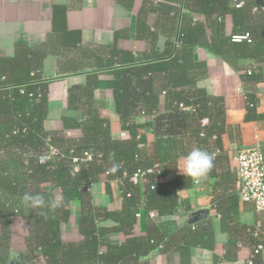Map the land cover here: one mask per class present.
<instances>
[{
    "label": "trees",
    "instance_id": "1",
    "mask_svg": "<svg viewBox=\"0 0 264 264\" xmlns=\"http://www.w3.org/2000/svg\"><path fill=\"white\" fill-rule=\"evenodd\" d=\"M116 1L126 9L134 5V0ZM235 1H243V5L236 7ZM149 10L157 14L156 28H162L167 40L164 50L148 61L136 63L132 53L115 50L119 60L103 62L90 50L82 49V32L68 29L65 5L53 6L52 32L46 41L30 46L20 39L13 57L0 56V264H9L12 223L16 219L28 224L27 246L36 263L39 254L47 264H137L155 249L166 250L169 241L164 235L133 236L138 209L144 203L148 213L171 214L178 206L177 192L193 186V181L177 169L180 157L189 153L188 140L195 138L202 144L216 136L219 147L225 132L222 100L197 86L207 76L208 66L195 60L196 50H208L242 77L259 74L262 66L246 69L241 62L251 59L264 63V0H145L132 29L136 38L154 46L159 35L147 23ZM196 15L203 16V20ZM227 15L234 18L231 35L225 30ZM246 34L250 41H233L234 36ZM71 53V60L60 62L63 73L92 70L85 83L72 87L68 94L69 109L82 111L84 119L66 115L65 130L50 132L44 125L50 84L42 75L44 59L49 55L69 58ZM117 65L120 67L112 69L116 111L127 138L114 134L94 103L100 72ZM162 96L165 111L160 112ZM247 102L246 121L263 119L256 113L253 94L247 95ZM145 117L153 121L138 120ZM203 120L208 124L203 125ZM148 127L154 137L152 153L144 149L150 142ZM75 129L82 130L81 138L68 137L67 131ZM51 147L58 154L41 163L40 157ZM87 155L92 158L87 159ZM74 157L79 158L76 172ZM114 162L119 164L117 171L111 170ZM156 165L157 171L147 176L148 185L142 193L141 185L130 179L138 170ZM172 173H176L173 180L163 181ZM103 175L108 178V192L112 181L119 183L121 211L95 205L92 187ZM25 192L43 194L46 200L61 197L60 206L46 209L44 214L26 209L21 202ZM72 201L81 204L80 242L62 239V225L71 218ZM107 221L116 225L103 226ZM114 233H124L128 236L126 242L114 243L110 238ZM255 238L249 241L253 258L248 264H257L260 256L255 250L263 243ZM194 239L185 240L183 255L187 256L189 247L196 245Z\"/></svg>",
    "mask_w": 264,
    "mask_h": 264
},
{
    "label": "crops",
    "instance_id": "2",
    "mask_svg": "<svg viewBox=\"0 0 264 264\" xmlns=\"http://www.w3.org/2000/svg\"><path fill=\"white\" fill-rule=\"evenodd\" d=\"M145 0H134L132 9H126L116 0H0V56L13 57L16 42L25 39L30 46L46 41L52 32V9L54 5H65L68 8L67 21L69 30L82 32L81 47L90 50L91 55H97L103 62L112 58L115 50L127 51L134 55L136 63L148 61L156 52H162L166 44V34L156 28L157 14L149 10L146 15L151 31H158L157 43L152 46L150 41L138 39L133 27L140 16ZM157 1L154 2L156 5ZM149 9V8H147ZM185 10L182 9V12ZM203 20V16L196 15ZM234 18L225 17L227 35L234 31ZM133 28V29H132ZM117 35L119 37L116 40ZM116 47V49H114ZM78 51V50H77ZM77 51H74L75 53ZM73 52V51H72ZM198 62H206L207 76L197 84L205 89L211 97L219 98L225 110V132L220 136L219 147L216 136L205 143L197 139L188 140V151L199 147L208 152L220 148L221 153L213 160V168L206 178L194 183L189 189L177 192L178 206L171 214L150 216L143 205L138 209L137 222L133 228V236L155 237L166 236L168 243L166 250L155 249L150 254L140 258L137 264H248L253 258L251 238H255L264 245V211H257L252 203L243 202L239 197L238 164L234 160L238 151L245 148L261 147L264 151V118L257 121H246L247 95L253 94L256 100V113L264 116V63L254 60H243L244 68L262 66L259 74L252 78L242 77L233 67L206 49L198 48ZM69 58L49 55L44 59L42 75L50 80L48 88L49 112L45 121L47 131H64V116H71L77 120L84 119L80 110H70L68 102L69 89L81 86L86 81L88 72L63 73L60 62ZM134 65V64H133ZM100 72L99 88L94 93V103L102 118L110 122L114 134L121 138L124 133L120 122L114 96V78L112 69ZM61 68V71H60ZM160 112L165 111V98L160 99ZM141 123H151L152 117L138 119ZM149 134V144L144 147L152 153L154 137L151 128L146 129ZM70 138H81V129L69 130ZM123 137V138H127ZM217 146V147H216ZM182 167L180 159L178 168ZM176 177L172 173L163 181H170ZM108 178L103 175L100 182L92 187L94 203L109 211H121L123 198L120 195V185L117 181L107 188ZM141 191L145 192L148 181L141 179ZM220 211H218V209ZM71 218L62 225V239L64 242H80L83 236L79 233V218L81 204L78 201L70 203ZM208 210V214L195 216L197 222H189L191 214L196 211ZM204 216V218H202ZM202 218V219H200ZM103 226H115L113 221H107ZM254 233L255 237L252 235ZM2 226L0 224V237ZM29 235L28 224L23 219H16L12 223L10 261L20 253L30 264H47L42 255L37 254L38 262L32 260L27 244ZM154 237V238H155ZM195 238L196 245L189 247V254H184L185 240ZM114 243L126 242L128 236L124 233L111 235ZM254 239V240H255ZM29 251V254H28ZM257 264H264V249L257 258Z\"/></svg>",
    "mask_w": 264,
    "mask_h": 264
},
{
    "label": "built area",
    "instance_id": "3",
    "mask_svg": "<svg viewBox=\"0 0 264 264\" xmlns=\"http://www.w3.org/2000/svg\"><path fill=\"white\" fill-rule=\"evenodd\" d=\"M236 7H241L243 1H235ZM243 40H249V34L242 36H234L233 41L241 42ZM203 125H207L208 121L203 120ZM221 153V150L217 149L211 154L214 159ZM58 154V151L51 147L49 152L40 157V162L44 163L51 159L53 155ZM91 155H87V159H91ZM234 160L238 164V176H239V197L243 202L252 203L257 211H264V151L261 147L245 148L238 151ZM79 158H73V169L78 171ZM157 171V165L153 168L146 170H138L132 177L131 181L134 184H140L141 179H147V176L154 174ZM148 181V180H147ZM154 188V187H153ZM141 215L138 214L137 217ZM151 217L155 216L154 212L150 213ZM264 249V245L260 244L256 248V253H261ZM101 264V263H96Z\"/></svg>",
    "mask_w": 264,
    "mask_h": 264
},
{
    "label": "clouds",
    "instance_id": "4",
    "mask_svg": "<svg viewBox=\"0 0 264 264\" xmlns=\"http://www.w3.org/2000/svg\"><path fill=\"white\" fill-rule=\"evenodd\" d=\"M114 159V157H113ZM214 156L208 151L199 147L193 148L189 153L180 157L182 167L177 168L179 173L189 178L194 183H199L206 178L213 168ZM118 163H113L112 171H117ZM61 197L46 200L43 194L25 192L21 197V202L26 209L40 210L44 214L46 209H55L60 206Z\"/></svg>",
    "mask_w": 264,
    "mask_h": 264
},
{
    "label": "water",
    "instance_id": "5",
    "mask_svg": "<svg viewBox=\"0 0 264 264\" xmlns=\"http://www.w3.org/2000/svg\"><path fill=\"white\" fill-rule=\"evenodd\" d=\"M195 60L198 61L199 60V54L195 53L194 56ZM208 214L209 211L208 210H201V211H196L194 213L191 214V219L189 220L190 223L194 224L197 222V219L195 218L196 215L198 214ZM204 218V216L202 217ZM200 218V219H202ZM10 264H30L25 260L24 254L20 253L19 255L15 256L11 261Z\"/></svg>",
    "mask_w": 264,
    "mask_h": 264
},
{
    "label": "rangeland",
    "instance_id": "6",
    "mask_svg": "<svg viewBox=\"0 0 264 264\" xmlns=\"http://www.w3.org/2000/svg\"><path fill=\"white\" fill-rule=\"evenodd\" d=\"M121 137L123 138V137H126V135L123 133L122 135H121Z\"/></svg>",
    "mask_w": 264,
    "mask_h": 264
}]
</instances>
